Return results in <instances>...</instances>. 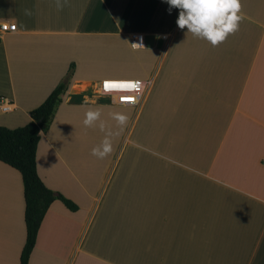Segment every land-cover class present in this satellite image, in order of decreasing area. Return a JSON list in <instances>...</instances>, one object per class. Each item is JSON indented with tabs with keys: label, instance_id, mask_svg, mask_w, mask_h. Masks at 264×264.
<instances>
[{
	"label": "crops",
	"instance_id": "crops-1",
	"mask_svg": "<svg viewBox=\"0 0 264 264\" xmlns=\"http://www.w3.org/2000/svg\"><path fill=\"white\" fill-rule=\"evenodd\" d=\"M240 2L238 30L213 47L166 0H0V23L16 25L0 33V126L26 125L71 74L36 168L78 209L51 203L27 264H264V0ZM125 48L142 52L134 79H151L141 104L81 100L90 84L102 97ZM89 110L101 117L86 128ZM24 208L20 173L0 162V264H20Z\"/></svg>",
	"mask_w": 264,
	"mask_h": 264
},
{
	"label": "trees",
	"instance_id": "trees-1",
	"mask_svg": "<svg viewBox=\"0 0 264 264\" xmlns=\"http://www.w3.org/2000/svg\"><path fill=\"white\" fill-rule=\"evenodd\" d=\"M70 76V73L66 75L43 103L29 112L31 120L26 125L13 129L0 126V162L17 170L23 182L26 236L20 254V264H27L41 222L53 201H61L73 212L78 209L71 200L47 188L38 176L36 168V150L41 133L48 131Z\"/></svg>",
	"mask_w": 264,
	"mask_h": 264
},
{
	"label": "clouds",
	"instance_id": "clouds-1",
	"mask_svg": "<svg viewBox=\"0 0 264 264\" xmlns=\"http://www.w3.org/2000/svg\"><path fill=\"white\" fill-rule=\"evenodd\" d=\"M171 9L178 10L176 24L179 29H187L193 37L209 42L213 47L224 42L230 34L238 30L239 22L243 19L238 15L241 11L240 0H166ZM68 4V0H56L58 11ZM137 46V45H133ZM142 47V46H138ZM99 110H89L85 113L83 124L86 128L96 126L100 121ZM119 125L126 123L127 117L120 113H114ZM101 131L105 130V124L100 122ZM111 132H107L101 144L92 149L91 154L98 159H103L112 151Z\"/></svg>",
	"mask_w": 264,
	"mask_h": 264
},
{
	"label": "built area",
	"instance_id": "built-area-1",
	"mask_svg": "<svg viewBox=\"0 0 264 264\" xmlns=\"http://www.w3.org/2000/svg\"><path fill=\"white\" fill-rule=\"evenodd\" d=\"M16 30V25L12 22H1L0 23V33H8ZM164 38H166L164 36ZM137 45V46H133ZM143 47L142 35H133L131 37V47L138 49ZM106 82H134L137 87L133 89H128L124 87H105ZM151 84V79H104L99 84V95L102 97H108L112 100L114 104L125 106V107H138L144 97L146 90ZM122 97H133L134 99L129 101L122 99ZM11 105L7 101H0V111L6 113L11 111Z\"/></svg>",
	"mask_w": 264,
	"mask_h": 264
},
{
	"label": "rangeland",
	"instance_id": "rangeland-1",
	"mask_svg": "<svg viewBox=\"0 0 264 264\" xmlns=\"http://www.w3.org/2000/svg\"><path fill=\"white\" fill-rule=\"evenodd\" d=\"M104 44H106V43H104ZM123 51H124L123 54H125L126 56L124 55L122 57V56L117 55L116 59L114 60V62H117V64L113 63V65L115 66V70L119 74L115 73V74L105 75L104 77L107 79H134V78L144 77L145 68H144L143 62L141 61V59L139 57L142 52L141 51H133L130 48H125ZM114 55L115 54H113L112 52H110V54L105 53L104 58L114 59L115 58ZM118 57H120V58H118ZM83 88L88 89V90L92 91L93 93L83 92L81 87H76L77 94H80L83 96V98H81V100L89 101V102H100V103H109L110 102V99H108L106 97H99L96 94H94V86L92 84L86 85ZM118 109L120 111H122L120 108H118ZM109 111H110L109 114L113 115L112 111L111 110H109ZM113 111H115V113H120L117 110H113Z\"/></svg>",
	"mask_w": 264,
	"mask_h": 264
},
{
	"label": "snow or ice",
	"instance_id": "snow-or-ice-1",
	"mask_svg": "<svg viewBox=\"0 0 264 264\" xmlns=\"http://www.w3.org/2000/svg\"><path fill=\"white\" fill-rule=\"evenodd\" d=\"M105 87L109 88V87H124V88H128V89H133L136 88L137 85L134 82H106L105 83ZM122 99L125 100H133V97H122Z\"/></svg>",
	"mask_w": 264,
	"mask_h": 264
},
{
	"label": "water",
	"instance_id": "water-1",
	"mask_svg": "<svg viewBox=\"0 0 264 264\" xmlns=\"http://www.w3.org/2000/svg\"><path fill=\"white\" fill-rule=\"evenodd\" d=\"M38 123H40V121H38Z\"/></svg>",
	"mask_w": 264,
	"mask_h": 264
},
{
	"label": "bare ground",
	"instance_id": "bare-ground-1",
	"mask_svg": "<svg viewBox=\"0 0 264 264\" xmlns=\"http://www.w3.org/2000/svg\"><path fill=\"white\" fill-rule=\"evenodd\" d=\"M98 90H99V88H98Z\"/></svg>",
	"mask_w": 264,
	"mask_h": 264
}]
</instances>
